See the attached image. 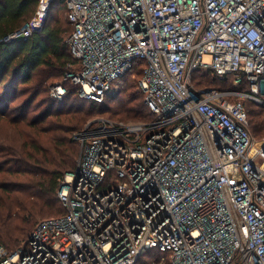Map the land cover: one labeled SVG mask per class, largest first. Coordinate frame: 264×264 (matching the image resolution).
Listing matches in <instances>:
<instances>
[{
	"label": "built area",
	"instance_id": "obj_1",
	"mask_svg": "<svg viewBox=\"0 0 264 264\" xmlns=\"http://www.w3.org/2000/svg\"><path fill=\"white\" fill-rule=\"evenodd\" d=\"M54 0L10 38L45 24ZM78 60L68 81L102 103L134 79L150 118L97 117L75 132L63 214L38 221L0 264H264V137L244 100L264 106V0H64ZM211 55L209 62L204 55ZM203 69V70H202ZM233 78L198 86L196 71ZM243 87V88H241Z\"/></svg>",
	"mask_w": 264,
	"mask_h": 264
},
{
	"label": "trees",
	"instance_id": "obj_2",
	"mask_svg": "<svg viewBox=\"0 0 264 264\" xmlns=\"http://www.w3.org/2000/svg\"><path fill=\"white\" fill-rule=\"evenodd\" d=\"M63 4L64 0L53 1L40 30L27 38L11 39L10 36L33 17L37 0H0V124H11L19 133L17 139L0 134V161L8 164L7 172L10 173L7 178L0 177V243L5 247L29 232L37 217L65 212L58 190L64 170L76 166L79 143L70 134L83 127L85 113L93 106L110 105L108 102L124 92L123 86L128 83L124 88L127 103L117 113L121 118L147 120L151 117L137 90L136 80L126 77L131 72L140 76L142 62H137L135 69L122 77L124 80L116 82L119 85L117 93L102 103L81 99L76 86L68 81L65 82L68 94L62 100L51 97L48 84L61 82L65 73L78 62L66 41L73 26L65 4L63 12L67 21L52 17L56 14L54 8ZM55 77L60 79L50 80ZM194 82L219 90L236 88L232 76L220 79L210 71H196ZM27 92H31L30 97L14 105L15 100ZM43 94L46 96L38 103L39 106L44 104L43 110L29 118L28 109ZM244 103L252 134L264 137V106L251 100H244ZM18 109L22 111L17 115L9 113H16ZM0 167V172H5L3 165Z\"/></svg>",
	"mask_w": 264,
	"mask_h": 264
},
{
	"label": "rangeland",
	"instance_id": "obj_3",
	"mask_svg": "<svg viewBox=\"0 0 264 264\" xmlns=\"http://www.w3.org/2000/svg\"><path fill=\"white\" fill-rule=\"evenodd\" d=\"M63 7H64V4H63V6L58 5L57 7L54 8V12L56 14L52 16L53 19H54V17L56 18L58 16V17L62 18L63 21H65V22L67 21L66 14H64V12H63L64 11V8ZM53 19H51L50 22H52ZM210 60H211V55H209V54L204 55V61L209 62ZM202 70H199V72H206V71H202ZM134 74L135 73H133V72L128 73L126 75L127 80L128 79H133L134 78ZM57 78L58 77L51 78L50 80H54L55 79V81H58L60 78H58V79ZM122 80H124V78H121V80H119V81H122ZM51 84H52V82H51ZM51 84H48L49 85L48 86V93L50 92V85ZM127 84H125V85H127ZM125 85L123 86L124 88L126 87ZM27 87L28 86H26L25 88H27ZM124 88H123V91L124 92H121L119 95H117L115 98H113L112 100H110L108 102V104H110V105H104V106H98L97 105V106H93L91 108V110L88 111V113H85L86 121H84L83 124L85 125L88 121H90L93 118H97V117H109V118L112 117L113 119L114 118L120 119L122 115H120V113H117V110L118 109H122L121 107L124 106V105H126V103H127V98L125 96L126 95V92H125ZM30 93L31 92H27L23 96H20L19 98H17L15 100V102H14V105H18L19 103L24 102V100H26L28 97H30ZM45 96H46V94H43L42 96H39L37 98V100H35V102H33V104L30 106V108L28 109V112H29V116L28 117L29 118H32V117L36 116L38 113H40L43 110L44 104L42 106H39L38 103H40L39 101H41V99L43 97H45ZM43 101H45V100H43ZM254 103H256V102H254ZM45 104H46V102H45ZM256 104H258V103H256ZM252 107L255 108V106H252ZM20 111H22V110L21 109H18L16 113H14L13 111H10L9 113L11 115H17ZM121 119L124 120V121H128V122H130V121H142V119H139V118L137 119V118H132V117H124V118H121ZM4 123H1L0 124V134H2V135L8 134L10 136H14V138L17 139L18 136H19V133L14 128V126L11 125V124H8V123L7 124H4ZM84 125H82V126L84 127ZM83 127H81L80 129H77L76 131H74L73 132V135H74L75 132L81 130ZM73 135L71 133L70 134V137L71 136L73 137ZM262 136H264V135H262ZM79 154H80V145H79ZM79 154H78L77 160L79 158ZM0 165H3V169H5V170H3L5 172H0V177H4V178L9 177L10 173L7 172L8 164H5V162H1L0 161ZM76 165H77V162H76ZM0 168H2V167H0ZM75 168H76V166H75ZM75 168L64 170V172H63V178L66 175H68V173H70L71 171H73ZM0 192H2V191H0ZM57 207H59V204H57ZM57 213H54V214H57ZM43 217H45V216H39V217H37L36 218V221L37 222L35 221L36 223L34 224V226L32 227V229L29 232H27L25 235L20 236V238H19L18 241L12 243L9 246H6V248L9 251L14 252V251L20 249L21 247H23L25 245V243H26V240H28L30 234L32 233L34 227L36 226V224L38 223V221L41 220ZM150 260H151V257L150 256H144L143 261L139 262V264L143 263L144 261H150Z\"/></svg>",
	"mask_w": 264,
	"mask_h": 264
},
{
	"label": "water",
	"instance_id": "obj_4",
	"mask_svg": "<svg viewBox=\"0 0 264 264\" xmlns=\"http://www.w3.org/2000/svg\"><path fill=\"white\" fill-rule=\"evenodd\" d=\"M16 39H21V38H16Z\"/></svg>",
	"mask_w": 264,
	"mask_h": 264
}]
</instances>
